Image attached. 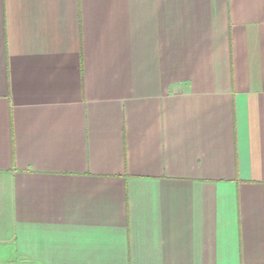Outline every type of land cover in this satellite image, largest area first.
Masks as SVG:
<instances>
[{
	"label": "crops",
	"instance_id": "1",
	"mask_svg": "<svg viewBox=\"0 0 264 264\" xmlns=\"http://www.w3.org/2000/svg\"><path fill=\"white\" fill-rule=\"evenodd\" d=\"M264 264V0H0V264Z\"/></svg>",
	"mask_w": 264,
	"mask_h": 264
},
{
	"label": "rangeland",
	"instance_id": "2",
	"mask_svg": "<svg viewBox=\"0 0 264 264\" xmlns=\"http://www.w3.org/2000/svg\"><path fill=\"white\" fill-rule=\"evenodd\" d=\"M6 264V263H5Z\"/></svg>",
	"mask_w": 264,
	"mask_h": 264
}]
</instances>
